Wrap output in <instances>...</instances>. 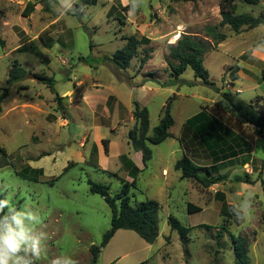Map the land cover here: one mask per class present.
Here are the masks:
<instances>
[{
  "label": "rangeland",
  "instance_id": "obj_1",
  "mask_svg": "<svg viewBox=\"0 0 264 264\" xmlns=\"http://www.w3.org/2000/svg\"><path fill=\"white\" fill-rule=\"evenodd\" d=\"M221 1L145 0L129 17L123 0H80L86 8L78 18L74 13L58 16L49 0H0V95L15 61L26 71L1 103L0 183L6 182L2 194L11 195L16 208L43 218L44 226L37 227L48 235L47 254L39 262L51 264L67 255L91 264L90 248L110 229L112 213L101 196L89 192L88 181L108 185L112 196L119 193L132 167L125 151L135 125L133 101L149 110L151 135L164 105L175 96L173 137L150 145L152 161L130 192L132 204L154 200L161 205L159 237L148 244L133 231H120L102 250L98 264H236L227 230L247 240L251 264H264V131L238 121L216 91H231L264 111V50L252 54L264 44V25L239 33L221 27ZM234 2L237 14L264 12V0ZM29 3L34 10L26 16ZM208 26L226 36L219 44L212 42L204 55L215 86L204 85L191 69L181 76L186 84L170 86L169 61L176 62L169 57V46L182 35L210 40ZM133 35L150 44L139 48L127 70L102 60ZM149 49L150 59L142 66ZM35 75L54 80L55 91L64 98L60 108L51 88ZM202 108L250 144L249 154L217 164L215 176L225 180L208 189L182 179L175 169L184 155L202 167L212 165L184 127ZM180 140L184 151L178 150ZM135 155L133 151L134 160ZM163 167L169 171L166 177ZM236 175L249 182H235ZM248 192L255 194L251 216L237 220L230 208ZM189 203L202 211L190 214ZM169 216L190 227L185 245L171 230Z\"/></svg>",
  "mask_w": 264,
  "mask_h": 264
},
{
  "label": "trees",
  "instance_id": "obj_2",
  "mask_svg": "<svg viewBox=\"0 0 264 264\" xmlns=\"http://www.w3.org/2000/svg\"><path fill=\"white\" fill-rule=\"evenodd\" d=\"M198 1V0H192ZM252 4H258L259 0H245ZM82 2V1H81ZM79 7V5H77ZM221 22L220 26H230L235 33H239L242 29H255L264 25V12L258 16L252 14H237V4L234 0H222L220 3ZM34 10V4L29 3L26 9V16ZM84 12H75L74 16L82 18ZM219 26V27H220ZM208 39H203L198 36L182 35L176 45L169 46V66L172 71L173 81L170 84H186L187 82L181 79V76L191 69L196 79H200L206 86H215V83L210 81L209 72L204 66V55L208 50V46L214 42L219 44L226 40V36L218 30V27L208 26L205 28ZM126 44L117 50L112 57H104V62H110L120 70H127L133 58L137 55L138 50L143 45H149L150 40L143 37L138 38L135 35L126 37ZM0 44L4 42L0 39ZM38 51V50H35ZM152 50L145 52V56L141 60V65H145L150 59ZM85 63H89L88 58H81ZM26 77V71L17 61L14 62L9 71L7 87L2 90L0 95V111L1 103L8 97L9 86L14 83L21 82ZM35 78L47 84L55 94V102L58 108L63 104L61 97L54 88V80L50 77L35 75ZM262 80L264 82V71H262ZM221 102L229 109L238 121L244 124L252 125L260 131H264V111L261 108L255 107L252 103L242 100L238 94L231 91L221 92ZM175 96L169 98L162 109V116L157 126L150 131V114L146 107H142L136 100L133 101V117L135 120L134 127L128 132V140L135 152L142 154V162L146 166L153 157L150 145H160L166 140L172 138L170 129L174 126L175 120L172 115L173 103ZM185 131L193 132L197 142L208 154L212 160V165L202 167L196 164L189 156L184 155L175 164V169L181 172L182 179L194 181L197 185L204 189L218 184L225 180L222 175L215 176L218 173V165L226 160L235 158L241 154H249L250 144L243 138L237 136L232 131H226L227 127L220 123L219 120L211 116V114L202 108L196 115L190 117L185 122ZM237 136V137H236ZM233 142L236 144L237 149ZM179 143L182 145V141ZM244 149V150H243ZM107 151V149H106ZM250 156V155H249ZM132 163V162H131ZM129 170L130 176L133 178L131 183L122 180V188L119 193L112 196L110 187L106 184L95 183L92 180L88 181L89 192L93 195L101 196L111 208V227L104 233L102 241L99 245H92L90 252L92 255L91 264H98L102 250L107 247L115 234L120 230H129L137 233L148 244H154L159 237V212L161 205L154 200H147L132 204L130 192L132 187L137 184L136 176L140 172L132 163ZM235 182L248 183V179H244L240 175H236L233 179ZM4 194L0 193V199H3ZM19 210V207L16 208ZM188 212L190 214L201 212L202 209L192 203L188 204ZM0 213L2 217L7 213ZM168 223L171 230L179 234L180 240L185 245L186 239L190 233V227L184 226L176 217L169 216ZM234 245V254L236 264H251L249 257L248 242L245 238L237 237L228 230ZM20 255H24L21 253ZM36 264H44L39 261Z\"/></svg>",
  "mask_w": 264,
  "mask_h": 264
},
{
  "label": "clouds",
  "instance_id": "obj_3",
  "mask_svg": "<svg viewBox=\"0 0 264 264\" xmlns=\"http://www.w3.org/2000/svg\"><path fill=\"white\" fill-rule=\"evenodd\" d=\"M128 9L127 15L132 17L144 5L145 0H123ZM49 5L58 16L63 17L68 13L85 11L86 6L80 0H49ZM79 5V7H77ZM257 50H264V44L257 45L252 50L255 55ZM5 183H0V193ZM255 194L248 192L239 205L232 206L230 212L237 220L250 218ZM0 264H36L47 254L48 235L37 226L43 225V218L37 213L17 210L12 202L11 195L0 199ZM23 253L24 255H20ZM51 264H79L71 256L60 255L51 260Z\"/></svg>",
  "mask_w": 264,
  "mask_h": 264
},
{
  "label": "crops",
  "instance_id": "obj_4",
  "mask_svg": "<svg viewBox=\"0 0 264 264\" xmlns=\"http://www.w3.org/2000/svg\"><path fill=\"white\" fill-rule=\"evenodd\" d=\"M112 144H113V142H112ZM178 150L179 151H184V149H182L183 148V144L181 145H179L178 146ZM181 148V149H180ZM126 150H127V152L125 151V153H127V154H125L124 152H121L120 154H125V155H128L127 157L131 160V162L134 164V166L136 167V168H138L139 169V173H138V175L136 176V180H138V177H139V175L141 174V173H143L144 172V170L147 168V166H145L144 164H142V165H140V163H139V159L138 158H140V156H141V158H142V154L140 153V152H136V160H134V158L133 157H131V154L133 153V149H132V147H131V145L129 144V141H127V147H126ZM133 150V151H132ZM174 151H176V150H174ZM135 152V151H134ZM152 161V160H151ZM150 161V162H151ZM178 161V160H177ZM176 161V162H177ZM176 164V163H175ZM162 174H163V176H168L169 175V171H168V168L167 167H163L162 168ZM126 175L128 176V177H126V178H124V181H126V182H129V183H131L132 181H133V178L130 176V174H129V172H126ZM120 231H124V230H120ZM120 231H118V232H120ZM117 232V233H118ZM117 233H116V235H117ZM114 238V237H113ZM112 238V239H113ZM112 242V240L110 241V243ZM109 243V244H110ZM109 244H108V246H109ZM119 260L121 261V258H119ZM116 262H118V260L116 261Z\"/></svg>",
  "mask_w": 264,
  "mask_h": 264
}]
</instances>
